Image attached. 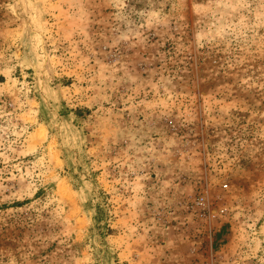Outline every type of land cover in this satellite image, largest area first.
<instances>
[{
  "label": "rangeland",
  "instance_id": "obj_1",
  "mask_svg": "<svg viewBox=\"0 0 264 264\" xmlns=\"http://www.w3.org/2000/svg\"><path fill=\"white\" fill-rule=\"evenodd\" d=\"M0 264H264V0H0Z\"/></svg>",
  "mask_w": 264,
  "mask_h": 264
}]
</instances>
